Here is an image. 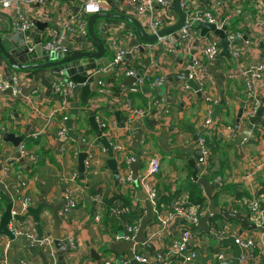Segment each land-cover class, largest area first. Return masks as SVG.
<instances>
[{"label":"crops","instance_id":"obj_1","mask_svg":"<svg viewBox=\"0 0 264 264\" xmlns=\"http://www.w3.org/2000/svg\"><path fill=\"white\" fill-rule=\"evenodd\" d=\"M78 7L79 5L70 0H53L43 4L25 5L21 11L30 14L34 20L47 22L44 34L50 29L62 32L66 30L67 23L74 25L76 17L79 15ZM114 7L130 13L124 3L117 2ZM228 7L229 10H225L223 17L228 19L229 28L232 31L241 34V38L236 40L237 54H231L229 58L221 57L216 64L214 73H210L208 69L209 60L203 59L206 62L207 71L203 74V80L200 82V95L187 86L185 81L175 80V75L186 70L192 58L191 49L176 42L171 45L172 51H167L162 46L153 48L151 54H148L147 50L140 54L137 49L140 59L138 58L139 60L134 63L126 62L136 68L138 76L144 75L145 79L141 85L136 84V80L132 84H125L126 75L115 76L114 82H107L106 76L101 77L99 79L105 80L107 85L104 88L96 86L102 91L89 95L87 107L81 106L80 88H78L75 100H70L63 114L68 118H74V131L86 139L83 148L71 138L61 141V135H58V131L62 127L61 113L58 115L55 112L58 100L50 89L49 83L51 71L60 68L45 69L44 75L37 80L36 88L25 96L14 98L8 94H0V134L23 135L22 142L26 144L30 152L38 156V162L35 164H31L26 159L20 160L17 158L16 146L12 142L0 138V189L12 199V208L16 214L25 210L23 208L25 199L31 208H36L38 205L43 206L39 215L43 237L51 236L53 229L52 208L63 202L64 207L59 210L62 224L57 235L62 242L69 245L63 255L65 264H78L80 260L81 264H104L106 259L111 260V264H130L125 252L119 254L108 249V245L116 241L115 236L123 231V226L120 225L118 228L110 224L105 225L102 214L99 220L95 219L93 195L97 190L103 195H110L114 192L123 193L129 189L134 191L133 204L145 210L142 198L145 192L141 187L140 179L147 175L148 159L153 156L159 158V170L154 176L147 177L149 184L157 185L160 194L180 192L177 194L178 197L186 192V178L189 177L194 181L192 179L193 168L188 164L187 153L195 156L197 139L201 136L200 134L205 132L208 137L211 136L212 132L206 131L202 127V122L205 118L211 120L210 113L217 105H221L223 109L217 112L215 120L211 121L222 128V133L218 135L222 140L220 139L218 148L215 150L221 160L220 162L215 160L214 164L212 161L207 162L208 175L213 180L219 178L220 185L214 192L219 191L226 184H239L241 188H238V193L244 192V194L236 196L234 193L221 190L215 200L216 207H225L229 211L240 213L253 227L246 228L240 221H232L221 215L211 216L209 225L218 224L222 227L230 225L232 228L244 231L255 242L253 254L246 264H264V213H258L251 217L248 209L249 201L264 197V135L261 134L264 123V79L255 90L256 96L260 99V106L254 116H259V119L252 123V118L247 119L241 115L239 130L234 128L238 109L250 101L245 85V76L242 72L249 65L264 60L262 43L264 40V12L260 15L257 14L252 0H238L229 4ZM110 11L113 12V8ZM153 11L156 14L160 13L156 8ZM13 14L15 12L12 10L0 11L2 18L7 21ZM45 14H48L49 18L45 19ZM142 19L140 22L143 25L145 19ZM117 21L119 20L97 19L94 23L95 31L97 33L101 31L103 24L107 25L108 30L111 26H116L117 31L113 37L116 40L127 33L118 35L124 22ZM195 29L194 37L197 39L195 46L199 47L207 36L206 33L201 35L200 26ZM32 32L40 34V36L43 35L42 31L39 32L37 25L32 29ZM24 40L27 46H33L32 38L25 37ZM71 40L73 43L82 41L74 36ZM143 45L144 43L139 41L135 34L126 48L133 50L136 46ZM108 47L109 49L106 50L111 53L112 44H109ZM161 52L164 57L169 56L166 61L161 60ZM108 53L106 52L104 56H109L111 59V55ZM141 59H148L149 63L139 69ZM221 59H224L225 62ZM86 61L87 59L79 60L77 64H83ZM101 67L106 66H103L102 63L97 64V69ZM141 69L142 74L139 75L138 71ZM108 71L109 69L106 72ZM9 72H12L11 68ZM87 73L92 72L88 71ZM157 75L163 77V84L153 87L150 83ZM36 76L37 74L33 75L26 86H29ZM112 83L120 88L119 95L124 92L122 98H119V95L118 97L111 95ZM206 97L210 99L207 100ZM204 102L206 112L203 108ZM134 110L143 111L144 116L140 117L134 114ZM114 111L119 112L120 122L116 120ZM91 114L109 125L106 136L113 146V156L118 164L119 175L131 174V168L123 160L120 151L114 148L117 144L126 148V154L134 156L135 160L133 161L140 164L137 170L139 180L130 184L129 187L121 186L119 182L117 186L115 185L112 170L106 163L108 155L104 147L95 142L96 136L89 128L88 117ZM119 123H123L124 126H117ZM249 123L252 124L251 131L255 134L253 138L247 137L240 145L230 144L226 141L223 132L226 127L234 128L229 132V136L232 137L245 130ZM132 128H141L143 131L138 151L131 146ZM189 128L195 131L197 139L194 138ZM207 148L209 147L207 146ZM209 150L211 153L210 148ZM81 151L87 154L83 172H79L77 160V155ZM221 161L225 162V166L228 167L224 168L221 174H215ZM258 164H260L259 168H257ZM249 173L252 175L245 177ZM199 175L202 176L200 167ZM134 186L137 188L135 189ZM93 190L94 193H92ZM68 196L76 201L72 208L67 207ZM207 205L208 199L204 213ZM5 206L6 202L0 199V208L4 210ZM246 207L247 209H245ZM261 208L264 209V202H261ZM155 219L156 214L153 216L152 223H155ZM23 221L21 223L13 220L12 225L14 228L24 227L26 231L32 232L37 238L35 218L31 214H27ZM184 225V216L182 214L175 215L169 221L162 241L149 242L154 247L153 251L142 243L140 245L141 253L148 256L158 248L166 249L170 239L177 236ZM194 234L191 244L197 251V256L192 264H217L211 257L216 250L221 249L229 254L228 258H231L234 252L231 244H217V239L213 240L210 232L206 233L197 228ZM228 237L230 236L225 238ZM10 242V238L0 232V261H5L6 264H22L23 262L25 264H59L54 242L52 248L56 251V257L51 259L43 247L31 241L30 243L34 246L33 250H29L21 243H16L12 250V262H9Z\"/></svg>","mask_w":264,"mask_h":264},{"label":"built area","instance_id":"obj_2","mask_svg":"<svg viewBox=\"0 0 264 264\" xmlns=\"http://www.w3.org/2000/svg\"><path fill=\"white\" fill-rule=\"evenodd\" d=\"M51 1L53 0H0V11L12 10L15 12V14H13L8 21L3 19L0 15V33L7 31L24 34L27 31H32V29L36 26L35 21L39 20H34L31 18L30 14L23 13L21 11L22 7L25 5L43 4L45 2L47 3ZM70 1L79 5V15L76 17L75 24L73 25V23H67L65 26L66 30H63L62 32H57L56 30L50 29L47 33L45 32L43 34L45 28L47 27L46 26L42 31L43 35L40 36L39 42L41 49L45 50L46 52L74 54L78 52L94 51L88 36V16L100 11H110V9L113 8L117 2L124 3L130 12L129 14L144 18L145 20L143 27L149 34H156L158 30L175 24L178 18L173 10L174 0ZM236 1L238 0H179V5L185 15V19L181 27L176 31L158 36L157 40L152 44L144 43L142 46L144 51L146 52L147 50L151 54L153 48H160L162 46L165 47L167 51H172L171 45L175 42L179 45L187 46L191 50L195 49V52L192 54L191 58L193 63L189 72V77L200 85V82L203 80V74L207 71L206 62L203 61V59L210 60L213 58L220 51V46L219 38L212 32H207V35L205 34L207 37L205 38L203 44L199 47H196L195 43L197 39L194 37L196 32L195 28L199 27V24L202 22L214 24L217 28H221L223 25H226L225 33L228 41L230 42V53L236 55L238 50L236 40L241 38V34L239 32L230 31L228 19L223 17L225 10H229L228 5ZM252 2L257 14L260 15L264 12V0H252ZM202 6L203 9L200 11ZM154 8L158 9L160 13L156 14L153 11ZM44 18H49V15L45 14ZM126 34L131 38H134L135 35L133 31H127ZM73 36L82 39V41L73 43L71 40ZM25 37L27 36H24V39ZM112 40L113 42L111 44L113 46L116 40L114 38ZM262 43L264 49V40ZM32 47L28 46V49L31 50ZM136 47L133 50L127 49L124 45H119L115 48L112 47L111 53H108L107 51V53L111 55L109 65L92 70V73L89 74L86 82H89L94 74L104 73L108 69H112V72H114L116 76H135L136 84L141 85L145 79L144 75L142 74V76H138L136 68L133 67V65H128L125 61L128 58L126 57L127 54H129V58H131L133 63L140 59L136 51L138 48ZM194 55L195 57H193ZM64 71V69H56L51 71V80L49 83L50 89L58 100V107L56 108L55 112L58 115L59 113L62 114H60L62 127L59 129L58 135L64 134L65 122L68 119V116L64 115L63 111L68 107L70 100H75L76 92L83 84L76 83L69 79L70 77L68 78ZM242 73L245 76V85L250 98L248 104L243 107L242 116L250 119L255 115L260 106V99L256 96L255 90L264 79V60L260 63L249 65V67L244 69ZM5 74L6 73L4 71L2 61L0 60V91L10 89L12 92H19L20 89L26 86L27 83L32 79V76L29 73L24 78H21L17 74L16 70L9 72V74ZM163 80L164 79L162 76L157 75L153 77L150 84L153 87L160 86L163 84ZM97 85L104 88L106 87L107 83L105 80L98 78ZM206 99L209 100L210 98L206 97ZM134 114H137L140 117L144 116V112L141 110H134ZM96 121L99 128L102 129V134L106 136L109 125H106L97 117ZM202 127L207 131L216 132L218 134L222 133V128L214 124V122H212L209 118L204 119L202 122ZM262 128L261 134L264 135V123L262 124ZM226 129L229 130V132L234 130L233 127L229 126L226 127ZM1 130L4 132L6 131L4 129ZM80 138L84 147L86 139L85 137L83 138V136H80ZM114 148L120 151L126 164L129 165L130 162L135 160L134 156H129L126 154V148H123V146L117 144ZM17 151L18 159H26L31 164L38 162V156L33 152H30L24 142L21 141L19 143ZM209 153L210 150L207 148L205 138L203 136L198 137L194 157L196 158L197 164L201 166L202 176L208 175L207 162ZM259 167L260 164L257 165V168ZM158 170L159 158L157 156H153L148 159L147 175L140 179L141 187L145 192L144 196L149 200L154 215L156 214L155 223H152L154 221L152 220L145 227V241L161 242L164 233H166L169 221L175 215L179 216L182 214L184 216L185 225L177 236H173L170 239L166 249L158 248L155 252H152L151 255L146 256L141 253L140 245H142V243L134 244L133 258L143 264H192L197 256V251L192 247L191 242L195 235V230L198 227L199 219L203 215L204 210L198 205L188 203L186 192L179 195L178 198L171 204L157 207L156 187L149 184L150 182L147 180V177L154 176ZM249 175H252V173L245 175V177H248ZM136 180H139V177H136ZM213 181L218 182L219 178H216ZM133 182L135 181L132 179L130 173L119 177V184L121 186L129 187V185ZM67 201V207L72 208L76 204V201L72 200L70 196L67 197ZM261 202H264V197L260 199L254 198L248 202V209L251 217L257 215L258 213H264V209L261 208ZM24 204L25 205H23V208L26 209V206L28 205L27 199L24 200ZM93 205L95 208L94 217L96 220L100 219L102 212H106L109 217H114L123 226V231L115 236L116 241L121 239L126 241L133 239L138 230L141 218L133 220L131 223L125 222L122 218V214L127 208H122L120 201H117L115 205L106 209L102 202V195L99 193L93 195ZM2 213L3 209L0 208V218ZM11 214H16L13 208L11 210ZM23 220L20 222L23 223ZM12 224L13 222L11 221L7 226L15 238H25L29 242L31 241L33 243H37L40 247L45 249V253L51 259H55L56 251L52 248L53 240L51 236L37 239L32 232L26 231L24 227L14 228ZM209 232L217 240H221L227 236L234 238L235 244H237L241 249V254L238 258V264H246L249 258L252 256L253 250L255 248V242L252 238L248 237L244 231L232 228L230 225L222 227L218 226V224H211L209 225ZM228 256L229 254L224 249H221L218 251L216 250L212 254L211 258L213 262L218 263L226 260ZM0 264H6V262L0 261ZM22 264L25 263L23 262ZM104 264H111V260L106 259Z\"/></svg>","mask_w":264,"mask_h":264},{"label":"water","instance_id":"obj_3","mask_svg":"<svg viewBox=\"0 0 264 264\" xmlns=\"http://www.w3.org/2000/svg\"><path fill=\"white\" fill-rule=\"evenodd\" d=\"M203 9V6L200 8V11ZM173 10L176 14L177 21L175 24L166 26L160 30L156 34H149L145 31L141 22L132 14L127 13L125 10L116 9L113 7V12L111 11H100L97 13H93L88 16L87 19V30L89 40L94 48V51H87V52H78L74 54H66L61 52H46L45 50L41 49L39 45L40 42V34H35L32 31H27L24 34L21 33H0V60L2 61L3 68L6 74H9V69L12 68L22 69V70H33L37 69V76L35 80L26 87L20 89L19 92H12L10 89H6L4 91H0V94H8L14 98H19L21 96H25L30 93L33 89L36 88L37 80L43 75L45 69L58 67L60 69H64V73L67 77H70L71 80L75 81L76 83H83L80 87L79 91V99L82 107H87V99L91 93H96L98 91H102L96 88L97 86V79L100 77H104L112 73V69H109L106 73H97L94 74L92 81L85 82L89 76L87 73L88 71H92L97 68V64L102 63L103 66H108L110 58L109 56H104L107 52L106 47L104 45L103 39L105 38L106 31L108 29L107 25L103 24L101 26V31L98 33L95 31L94 23L97 19H113V20H122L124 22V26L119 32V36L127 31H133L137 39L142 41L143 43L152 44L157 40L158 36L165 35L169 32H173L178 30L184 22L185 15L181 10L179 5V0H174L173 2ZM39 32L43 31L44 28L47 26L46 22L35 21ZM201 28V35H207V32H213L220 40V51L209 60L208 69L210 73L215 72V67L218 60L221 57L229 58L231 56L230 53V42L228 41L225 33L226 25H223L221 28H217L214 24L202 22L199 24ZM24 36L30 37L33 39L34 46L31 50L28 49L27 44L25 43ZM113 40H110V44ZM141 52L144 51L142 46L137 47ZM195 50H191V54H193ZM129 57V54L126 55ZM85 58L87 61L83 64H77V61L80 59ZM149 63L148 59L143 60V65H147ZM193 61L191 60L186 68V70L180 71L175 75V80H183L191 89L197 92L200 95V85L195 82L192 78L189 77V72L191 69ZM138 74H142V69L138 71ZM136 80L134 76H126L125 84H132L133 81ZM45 83V81H44ZM137 90V89H136ZM124 92L119 96V98L123 97ZM203 102V99L201 98ZM204 111L206 109L205 102L203 103ZM221 105L215 106L214 110L210 113L211 120H215V116L217 112L222 110ZM243 107L241 106L238 109L236 118H235V130H239V121L241 119ZM206 112V111H205ZM116 120L120 122L119 112L114 111ZM259 119V116L252 117V123L256 122ZM74 118H68L65 122V132L63 135L60 136V140L63 141L66 138H71L75 140L80 146L83 148V144L79 134H77L73 129ZM89 128L94 132L96 136V143L101 144L107 155L108 159L106 161L107 166L112 170L113 178L115 181V185H118L119 182V172H118V164L116 159L113 156V147L110 144L108 138L102 134V129L99 128L98 123L96 121V117L94 114H91L88 117ZM119 127H123V123L117 124ZM252 124L249 123L245 130L239 132V134L235 136H229V130L226 128L224 129L225 139L228 143L234 145H240L241 142L246 139L247 137H254L255 134L251 131ZM191 133L193 134L194 138L197 139V135L194 134L195 131L189 128ZM131 133L133 135L132 140V148L136 151L139 150V143L142 139V129L141 128H132ZM0 138L5 141L12 142L16 149L18 150L19 143L23 140L24 136H14L12 133H4L0 134ZM188 155V164L193 168L192 171V179L201 186L203 192L208 199V205L206 208L205 213L200 217L199 224L197 229L200 231H205L209 233V220L213 215H221L227 219H236L240 221V223L246 227H253L252 224L248 223L246 218L241 215L240 213L232 210H227L225 207L217 208L215 205V200L213 198V192L216 188L219 187L218 182L209 181L205 176L199 175V166L197 164L196 158L191 155V153H187ZM87 157L86 152L81 151L77 155V160L79 162L78 170L79 172H83L84 168V160ZM129 167L131 168V177L134 181H136L137 177V170L140 167V164L133 161L129 163ZM145 203V214L141 217L139 222V227L134 235L133 239L131 240H118L112 242L108 245V249L112 250L116 253L122 254L126 253L129 258L130 264H141L133 258V247L134 244L143 243L146 248H149L153 251L154 247L151 243L145 241V227L146 225L153 220V209L148 199L145 196H142ZM0 199L6 202L5 209L3 210L2 216L0 218V232L6 234L10 238V248L8 252L9 262H12V250L16 243H21L29 250H33L34 246L26 240L22 238H15L13 234L8 229V224L15 220V221H22L27 214H31L35 220L37 221L36 229H37V239H41L43 237L41 224L39 223V215L42 209V205H38L36 208H31L27 205L26 209L21 212L20 214H11L13 201L10 197L7 196L5 192L0 189ZM64 207L63 202L55 205L52 208V220H53V229L51 231L52 240L57 248L59 264H65L63 261L64 252L69 248V245L65 242H62L57 235L58 229L62 224V219L59 216V210ZM211 238L214 240L215 237L210 234ZM217 244H231L233 246L234 252L231 258H228L222 262H218L217 264H238V258L241 254L240 247L235 244L233 237L223 238L221 240L216 241ZM93 256V254H91ZM97 259V258H96ZM82 261L78 264H81Z\"/></svg>","mask_w":264,"mask_h":264},{"label":"trees","instance_id":"obj_4","mask_svg":"<svg viewBox=\"0 0 264 264\" xmlns=\"http://www.w3.org/2000/svg\"><path fill=\"white\" fill-rule=\"evenodd\" d=\"M106 20L107 21H114L113 19H106ZM229 30L232 31L231 28H229ZM139 52H140V54H143V52H141L140 50H139ZM125 61L126 62H130L131 58L128 57ZM142 62H143V60L141 59L140 60L141 64L139 66V69L140 68H144ZM28 72H29V74L31 76H33V75L37 74L38 70L37 69H33V70H29ZM115 76L116 75L114 74V72H112L109 75H107L106 76L107 77V82L108 81L109 82H114V77ZM110 89H111V95L115 96V97H118L119 93L121 92L120 88L118 86H116L115 84H113V83H112V87ZM200 135L205 138V142H206L207 146L211 149V153H209V156H208V163H209V161L210 162L212 161V164H214L215 160H219V162H220L221 158L218 156L217 152L215 151L218 148V145H219V142H220V139H221V137L219 138V136H218L219 134L216 133V132H212L211 136L208 137L205 134V132H203ZM224 163L225 162L221 161L220 167L215 172V174H221L223 172L224 168L228 167V166H225ZM209 166H210V164H209ZM186 167L188 169H190L187 165H186ZM205 177L209 181L213 180V179L210 178V175H205ZM186 179H187L186 180L187 181L186 193H187L188 203L194 204V205H198L201 209L204 210L205 206H206V203H207V198L204 196L201 186L198 185L196 182L192 181L189 177L186 178ZM155 187H156V191H157V197H156L157 207H160L161 205H169V204H171L173 201H175L178 198L177 194L180 193V192H177V193L171 194V193L168 192V194H160V192L158 191L157 185ZM239 187L241 188V186L239 184L238 185H236V184H226L225 186H222L219 191L213 192V198H214V200H216V198L218 197L219 192L221 190L222 191H228L230 193H234L236 196H240V195L244 194V192L238 193V188ZM134 188L136 189L137 186H134ZM94 192L95 191L93 190L92 193H94ZM133 192L134 191L127 189L123 193L114 192V193H112L110 195L109 194L103 195L100 192H98V190H97L95 192V194L99 193V194L102 195V202H103L104 207L106 209H108L109 207L115 205V203L117 201H120L121 207L122 208H127L126 211L123 212L122 218H123V220L125 222L131 223L133 220L141 218L146 212V209L145 210H144V208L141 209L137 205L133 204V202H132ZM171 200H173V201L171 202ZM215 205H216V201H215ZM245 209H247V207ZM217 216H220V215H217ZM102 218H103V221H104L105 225L110 224V225H113L115 227L120 228L121 224L114 217H109L106 212H102ZM231 220L232 221H238L236 219H231Z\"/></svg>","mask_w":264,"mask_h":264},{"label":"rangeland","instance_id":"obj_5","mask_svg":"<svg viewBox=\"0 0 264 264\" xmlns=\"http://www.w3.org/2000/svg\"><path fill=\"white\" fill-rule=\"evenodd\" d=\"M249 10H251V8H249ZM136 18H138L139 20H143L142 18L138 17L137 15H135ZM115 21V20H114ZM121 20L117 21V22H120ZM117 31V27L116 26H111L107 32V35L105 36V38L103 39V42H104V45L106 47V49L108 50L109 49V40L111 38H113L115 36V33ZM132 38L129 37L127 34L125 35H122L121 37H118L116 39V42L115 44L112 46L113 48L119 46V45H124V46H127L130 42H131ZM30 44V43H29ZM147 53L149 54V52L147 51ZM169 56H163V52H161V60L162 61H166L168 59ZM81 61L84 60L85 61V58H82L80 59ZM221 61L225 62L224 59H221ZM11 71H13V69L11 68ZM17 71V74L21 77V78H24L25 76L28 75V71L27 70H22V69H16Z\"/></svg>","mask_w":264,"mask_h":264}]
</instances>
